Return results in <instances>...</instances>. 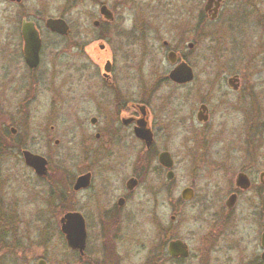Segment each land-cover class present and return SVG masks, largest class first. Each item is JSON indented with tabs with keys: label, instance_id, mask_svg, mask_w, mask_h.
Here are the masks:
<instances>
[{
	"label": "flooded vegetation",
	"instance_id": "1",
	"mask_svg": "<svg viewBox=\"0 0 264 264\" xmlns=\"http://www.w3.org/2000/svg\"><path fill=\"white\" fill-rule=\"evenodd\" d=\"M44 1L0 0L7 94L18 103L7 112L6 148L42 185L46 204L59 215L57 229L70 258L76 264H120L128 258L124 243L133 238L147 264L190 258L213 264L220 257L232 264L237 249L250 254L246 264H264V227L254 252L246 248L251 232L238 231L235 218L239 206L253 219L264 215V167L258 166L264 161V96L253 94L252 85L244 88L225 59L229 49L243 50L238 41L243 28L253 25L264 37V0H182L184 37L175 46L169 42V0H56L61 4L54 16L44 14ZM50 20L63 30L47 27ZM27 36L39 41L34 67L25 60ZM202 40L209 42L212 63H201L204 57L195 54ZM45 47L52 60L58 55L74 60L66 78H55L53 62L41 68ZM76 57L86 64H77ZM181 64L192 77L177 83L170 74ZM247 64L251 72L264 68V58L251 56ZM201 66L212 70L211 79L197 77ZM35 101L46 104L36 125L29 109ZM233 135L240 138L228 142ZM177 136L183 143L174 155L169 144ZM23 152L43 158L45 173L37 175ZM182 160L191 163L192 184L174 197V169ZM198 180L205 181L200 195ZM195 201L199 216L209 220L193 254L177 230L181 212ZM172 242H180L186 256L171 255Z\"/></svg>",
	"mask_w": 264,
	"mask_h": 264
},
{
	"label": "rangeland",
	"instance_id": "2",
	"mask_svg": "<svg viewBox=\"0 0 264 264\" xmlns=\"http://www.w3.org/2000/svg\"><path fill=\"white\" fill-rule=\"evenodd\" d=\"M44 4L46 5V7H44L45 15L54 16L59 13L61 4L59 1L48 0L44 1ZM35 6L36 5H29L32 9ZM184 9L182 0H169V42L174 46L184 37L183 31L185 30V22L182 19ZM252 22V24L256 25L255 17L252 19ZM214 28V26H210V30ZM2 30H7V24L3 26ZM241 31L244 33V36L238 41L240 45L243 46V50L232 54L229 49L228 55H225V59L228 58V62H230L227 63V67L231 69V72H235L241 76L244 88L245 86L247 87V85H252L253 94L264 96V68L259 67L251 72L247 66V62L251 56H258L260 54V58H264V52L261 53V49L264 48V37H261L260 31L255 29L253 25L243 28ZM45 43L48 47L52 45L53 41ZM208 43V41L202 40L199 44L198 51L195 53L196 55L201 54L202 57H204V60L201 61V63L204 64H209L214 61L213 54L209 52L210 45ZM0 47H7V42H5L4 45V42L0 41ZM92 47L95 49L94 45ZM92 47H90L89 50H91ZM47 52L45 47L41 68H48L49 63L53 62L54 68L51 70L53 75L55 73V78L57 80L66 78L68 69L74 60L71 59L70 55L54 56L55 59L52 60L53 56L49 55ZM97 57V54H95L93 50L90 56L93 65L99 64ZM75 62L82 65L86 64L85 60L78 57H76ZM94 66L92 67L93 69ZM202 66L196 70L197 73L200 72L197 77L200 80H206L208 77L211 79L212 77H210L209 74H211L212 70L202 69ZM7 95H9V97H7ZM16 100L17 97L7 94V51H0V131H7V112L15 111L18 105ZM254 101L257 106V101H260V99L254 96ZM45 107L46 104H44V102L39 103L35 101L30 104L29 109L34 112L33 119L31 120L34 125L37 124V112L44 111ZM237 137L240 138V135L229 136L228 142H234V139ZM0 139L2 138L0 137ZM182 143L181 137L177 136L172 143L169 144V149L174 155L181 152L180 145ZM5 149L6 151H0V197L3 199L6 215L3 216L0 225L7 229H0V257L7 258V262L10 264H36L40 258L43 259L46 264H76V258H70V255H68L64 249L62 238L57 229L59 215L56 216V214H53L51 208L46 204L41 194L43 189L42 185L35 181L29 171L27 172L24 169V165L20 161L18 154L13 152L12 154H7V148ZM31 152L44 156L49 154L47 149H34L31 150ZM261 153L262 152L259 154ZM258 163L259 169H262V167H264L262 158ZM238 164V162H235L232 167L233 171L237 168ZM191 170L192 166L188 160L176 162L174 169V197L178 196L179 190L183 186L192 184ZM230 171L231 172H229L227 176L233 174L232 170ZM204 184V180H198L194 183L199 195ZM196 203L197 201L185 206L184 210L181 212L183 221H181V223L179 222L180 224L177 223L179 238L187 242L190 252L193 254L196 253L199 248L201 232L207 227L206 224H208V221L206 220H209L204 218V216H199L200 214H198L199 210ZM170 215L171 211L169 208V216ZM160 218L163 222V209H161ZM235 218L238 223L237 230L241 232L242 229L244 233L246 232L248 234L251 232L250 235H252L253 238L252 242L247 244V246L244 241L243 244L246 248H249V250L257 252L259 249V234L262 231L261 227H264V215H262L261 219H253L249 217V213L244 212L242 214L241 206H239ZM147 229L148 226L144 228L145 231ZM4 235L7 240L3 243L2 237ZM148 236L149 231L146 232V238ZM151 242V238L146 239L147 246L148 244L150 245ZM124 244V252L128 258H120V264H147V262L145 263L146 258H144V253L137 252L135 244L133 243V238L126 241ZM246 250L242 251L237 249L235 253H232V264H246L249 259L247 257L250 255ZM66 256L68 258H66ZM90 259L93 261L98 260V258ZM164 264H169V262H165ZM182 264H199V260L197 258H190ZM213 264L226 263L223 258L220 257L218 258V262Z\"/></svg>",
	"mask_w": 264,
	"mask_h": 264
},
{
	"label": "water",
	"instance_id": "3",
	"mask_svg": "<svg viewBox=\"0 0 264 264\" xmlns=\"http://www.w3.org/2000/svg\"><path fill=\"white\" fill-rule=\"evenodd\" d=\"M47 27L51 30L55 31H62L63 29L58 26L56 21H48ZM24 54L26 62L31 66L34 67L38 61V50H39V41L37 38H30V36L24 37ZM191 73L184 65H179L175 68L171 74L170 79L174 82L182 83L191 79ZM23 157L28 164L35 170L37 175H42L45 173L44 166L45 160L39 156L33 155L28 152H23ZM67 218V217H66ZM65 233L66 239L68 244L70 245L69 235L68 232L63 229ZM79 241L77 243L78 247L82 245V238H83V231L78 232ZM262 246L264 247V234L262 235ZM169 252L173 256H186L185 247L180 242H172L169 244ZM264 259V256H263ZM36 264H45L43 260L37 261Z\"/></svg>",
	"mask_w": 264,
	"mask_h": 264
},
{
	"label": "trees",
	"instance_id": "4",
	"mask_svg": "<svg viewBox=\"0 0 264 264\" xmlns=\"http://www.w3.org/2000/svg\"><path fill=\"white\" fill-rule=\"evenodd\" d=\"M0 137L2 139H0V151L5 150L6 151V144H7V131L2 130L0 131ZM1 153V152H0ZM6 215L5 214V210H4V204H3V199L0 197V221L3 219V216ZM3 228V229H2ZM0 229L4 230L7 229L5 227H3L2 225H0ZM7 239L5 238V235L2 237V241L3 243L6 241ZM2 243V244H3ZM6 247V246H5ZM4 247V248H5ZM0 264H10L9 262H7V258H2L0 257Z\"/></svg>",
	"mask_w": 264,
	"mask_h": 264
}]
</instances>
